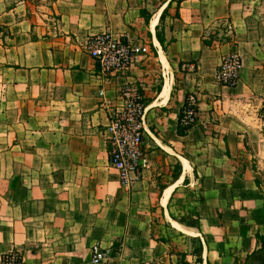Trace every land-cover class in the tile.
<instances>
[{
  "label": "crops",
  "instance_id": "0c3cea01",
  "mask_svg": "<svg viewBox=\"0 0 264 264\" xmlns=\"http://www.w3.org/2000/svg\"><path fill=\"white\" fill-rule=\"evenodd\" d=\"M166 7L163 52L155 27ZM221 21L231 41L204 46ZM105 30L137 44L146 31L167 65L183 63L197 96L201 124L178 136L190 90L163 103V83L146 108L159 130L143 143L150 167L129 185L110 166L107 127L122 85L141 71L99 70L85 42ZM228 53L242 59L233 88L211 77ZM189 62L193 73L182 68ZM263 114L264 0H0V264L11 251L23 264H90L94 246L106 264H264ZM211 115L221 129L213 137L202 128ZM201 139L206 146L191 150ZM177 162L183 173L171 184ZM183 183L193 190L173 211ZM191 210L198 228L170 217Z\"/></svg>",
  "mask_w": 264,
  "mask_h": 264
},
{
  "label": "built area",
  "instance_id": "2783aa9c",
  "mask_svg": "<svg viewBox=\"0 0 264 264\" xmlns=\"http://www.w3.org/2000/svg\"><path fill=\"white\" fill-rule=\"evenodd\" d=\"M88 55L95 61L102 73L127 71L132 62L135 46L123 35L105 30L86 39ZM145 51V49L143 50ZM241 60L228 56L217 67L216 79L222 87L233 88L239 79ZM119 106L110 113L107 127L110 142L109 163L117 172L122 184L129 185L141 170L150 167V160L143 146L142 125L145 107L137 90L124 83L119 93ZM196 100L190 94L184 110L183 124H196ZM1 258V264H23L17 251H11ZM107 252L98 246L91 249L90 264H106Z\"/></svg>",
  "mask_w": 264,
  "mask_h": 264
},
{
  "label": "rangeland",
  "instance_id": "374dc122",
  "mask_svg": "<svg viewBox=\"0 0 264 264\" xmlns=\"http://www.w3.org/2000/svg\"><path fill=\"white\" fill-rule=\"evenodd\" d=\"M250 1H253V0H250ZM249 4L254 5L253 3H249ZM163 22L165 23V19L163 20ZM228 25L229 24L226 21L214 23L212 25L211 30L205 34V39L210 44H211L212 39L213 40L217 39L218 42L219 41L222 42L221 40H223V39L231 41L232 36L229 33ZM159 28L163 29L162 25H159ZM212 31H215V32L212 33ZM123 37H124V39H127L125 36H123ZM137 37L139 39L138 44L135 41L131 42V44L134 45L135 49H136L134 52V55H133L134 59H133L131 66H134L137 71H141L140 72L141 76L136 77V78H134V80L127 82V83L130 86H133L137 90V92L139 93V95L141 97V103L143 104L145 109L148 107V104L150 102H152V100L154 101L157 99V95L161 91L162 85H163L166 78L171 79L170 95H172L171 97L173 98L172 99L173 102H174V95L177 94L178 90L188 91L187 89H189L190 90L189 94H191L194 97V100H196V104H197L196 90L192 86V80L193 79L191 77H187V76L183 75L182 72L180 71V69L178 68L177 64L170 62L169 58H167V61H168V65H170L169 66L170 70L167 71L164 68V66H163V64L160 61V58L158 56L157 50L152 44V38L148 37V35L146 34V31H141L140 34H137ZM144 49H145V51H143ZM165 49H166V47H165ZM163 52H166V51H163ZM231 55L238 56L241 60V68L239 71L240 72L239 76H240L241 70H242L241 56L238 53H228V54L224 55L223 58L231 56ZM164 56H166V53H164ZM221 60H220V62H221ZM220 62H218L217 66L215 67L214 71L212 72V76H211L212 82L216 86H220L218 84L217 79H216V72H217L216 69H217L218 65L220 64ZM192 63L193 62H189L187 66L184 65L182 68L183 69L189 68L193 73L195 66ZM146 113H147V110L144 113V123L142 125L143 143H144V141H148L146 139L150 135L149 131L152 134L159 136L158 135L159 130H157V128L153 125V121H149V122L146 121V117H145ZM196 117H197V121H196L195 125L199 126L201 123H200V119L198 117V114H196ZM217 118H218V115L217 116L211 115V116H209V122H207L208 121V118H207V120L205 122V126L202 127L204 129V131L207 132L206 136L213 137L216 134L220 133L221 129L214 128V126L216 127V125H217L216 124ZM211 119H213V120H211ZM155 129L157 132H155ZM167 129H170V127H167ZM215 129H216V131H215ZM207 143H208L207 139H201L199 141H195V146L191 147V150H199L200 148H204ZM179 149L180 148L178 147L177 148L178 154H180ZM182 173H183V170L181 168L180 175ZM183 177H185L184 174H183ZM184 183L187 184L188 182H184ZM184 183L182 184L181 191L176 192L175 196L172 197L171 206H172L173 211H177L178 209H181V207H183L185 205L184 200L187 198L186 197L187 193L193 190L190 187H183V185H185ZM198 187H199V185L196 186L197 189H199ZM172 216L175 219H179V217H181L179 214L175 215V213H173ZM191 242L193 244H195L194 240H191Z\"/></svg>",
  "mask_w": 264,
  "mask_h": 264
},
{
  "label": "trees",
  "instance_id": "16d2710c",
  "mask_svg": "<svg viewBox=\"0 0 264 264\" xmlns=\"http://www.w3.org/2000/svg\"><path fill=\"white\" fill-rule=\"evenodd\" d=\"M179 3H180V0H178V5H179ZM167 9H168V7H166L160 15V18H159L160 25L163 24V19H164L165 15L167 14ZM140 16L143 18L144 24L148 25V22H149L151 15L148 14L146 11L142 10V11H140ZM175 16L176 17L178 16L177 12H176ZM148 37H151V35L148 34ZM155 38L158 41V43L160 44L162 50L165 51L166 46H165V38H164V34H163V29L162 28L160 29L159 25L155 27ZM169 42H171V40ZM202 43L204 46H207V47L210 46V43L206 39H203ZM182 64L183 63L179 62L178 67H180ZM189 95H190L189 93L185 94L183 105H182L180 112L177 116L176 134L178 136H186L187 133L195 126V124H186V125L183 124L184 110L188 105ZM194 110L197 112L196 107ZM262 118L264 120V114L262 115ZM180 173H181V165L179 162H177L176 165L174 166V170H173L172 175H171V178H172L171 184H174L178 180V178L180 177ZM184 182H186V179L184 180ZM163 188H164V186L160 187V191L163 190ZM170 217L174 221H176L178 224L184 225L186 227H191V228H198L199 227V216L193 210L189 211L187 215H183V216L179 217V219H175L172 215H170ZM257 238L260 241L262 248H263L264 247V238H262V237H257ZM160 241L166 243V242H169V239L161 238ZM196 249H197L196 253L199 256L201 248L197 247ZM181 256L184 259V255H181ZM3 257L4 256H2V258ZM234 264H237V262L234 261Z\"/></svg>",
  "mask_w": 264,
  "mask_h": 264
},
{
  "label": "bare ground",
  "instance_id": "6f19581e",
  "mask_svg": "<svg viewBox=\"0 0 264 264\" xmlns=\"http://www.w3.org/2000/svg\"><path fill=\"white\" fill-rule=\"evenodd\" d=\"M155 24V22L153 21L152 22V24H151V26H153ZM160 57H161V61H162V63H163V66H164V68L167 70V71H169L170 70V68L168 67V65H167V63L165 62V60H164V58H163V55H162V53L160 52V55H159ZM170 75V74H169ZM164 90H163V92H162V95L160 96V99L162 100V102L164 103L165 101H166V99H167V97H168V95H169V92H170V89H171V81L169 80V78H166L165 79V82H164ZM183 165H184V170H188L189 169V167H188V165L185 163V162H183ZM171 190V189H170ZM170 190H168L167 192H166V194H165V198H164V203H165V199H166V197L168 196V193L170 192ZM175 225V228H177L178 230H180V231H183V232H185L184 230H183V228H181V226H179L178 224H174Z\"/></svg>",
  "mask_w": 264,
  "mask_h": 264
}]
</instances>
